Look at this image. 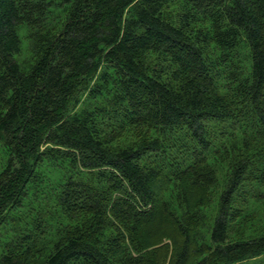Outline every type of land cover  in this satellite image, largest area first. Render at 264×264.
I'll return each mask as SVG.
<instances>
[{
    "label": "trees",
    "instance_id": "1",
    "mask_svg": "<svg viewBox=\"0 0 264 264\" xmlns=\"http://www.w3.org/2000/svg\"><path fill=\"white\" fill-rule=\"evenodd\" d=\"M263 199L264 0H0V264H235Z\"/></svg>",
    "mask_w": 264,
    "mask_h": 264
},
{
    "label": "rangeland",
    "instance_id": "2",
    "mask_svg": "<svg viewBox=\"0 0 264 264\" xmlns=\"http://www.w3.org/2000/svg\"><path fill=\"white\" fill-rule=\"evenodd\" d=\"M26 46V41H23V47ZM45 170V173L48 174L49 179H54L53 173ZM59 180L57 179L53 181ZM218 194V193H217ZM252 204V203H251ZM217 205V198L216 196L209 197L208 203H205V208L202 210V214L204 216V227L201 229L204 238L207 236V228L210 220L212 218V211ZM246 214L249 219L244 222L245 231L247 232H257L258 230L262 229L264 226V199L259 204H252L246 210ZM210 218V220H209ZM166 221V220H165ZM242 225V226H243ZM154 228H150V231H144L142 234L144 237V243L147 244V249L150 252H153V256L156 260V264H175V254L178 250H180L182 246V239L178 235L174 233L175 228L172 226L170 221L161 222L158 220L155 224H153ZM158 226V227H157ZM205 252L203 251L201 255L198 254H191V258L188 264H191L195 260H201L205 256ZM235 264H264V254L255 257V258H248L243 261L237 262Z\"/></svg>",
    "mask_w": 264,
    "mask_h": 264
}]
</instances>
